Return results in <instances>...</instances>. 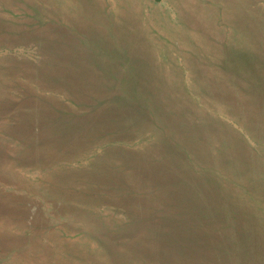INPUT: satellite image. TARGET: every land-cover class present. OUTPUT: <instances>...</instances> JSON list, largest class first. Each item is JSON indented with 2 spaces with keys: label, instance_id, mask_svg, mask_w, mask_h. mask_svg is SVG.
<instances>
[{
  "label": "rangeland",
  "instance_id": "1",
  "mask_svg": "<svg viewBox=\"0 0 264 264\" xmlns=\"http://www.w3.org/2000/svg\"><path fill=\"white\" fill-rule=\"evenodd\" d=\"M0 264H264V0H0Z\"/></svg>",
  "mask_w": 264,
  "mask_h": 264
}]
</instances>
